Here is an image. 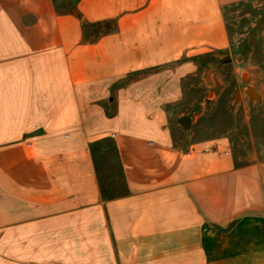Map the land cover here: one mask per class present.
<instances>
[{
  "label": "crops",
  "instance_id": "obj_1",
  "mask_svg": "<svg viewBox=\"0 0 264 264\" xmlns=\"http://www.w3.org/2000/svg\"><path fill=\"white\" fill-rule=\"evenodd\" d=\"M248 1L0 0V264H264V146L244 162L168 125L170 67L226 50Z\"/></svg>",
  "mask_w": 264,
  "mask_h": 264
},
{
  "label": "rangeland",
  "instance_id": "obj_2",
  "mask_svg": "<svg viewBox=\"0 0 264 264\" xmlns=\"http://www.w3.org/2000/svg\"><path fill=\"white\" fill-rule=\"evenodd\" d=\"M224 16L226 50L183 57L170 67L180 76L182 93L168 105V125L176 126V142L226 139L248 162L264 146V0L236 4ZM183 116L190 118L189 128L180 124ZM104 152L96 155L101 188L118 196L125 192L118 157Z\"/></svg>",
  "mask_w": 264,
  "mask_h": 264
},
{
  "label": "trees",
  "instance_id": "obj_3",
  "mask_svg": "<svg viewBox=\"0 0 264 264\" xmlns=\"http://www.w3.org/2000/svg\"><path fill=\"white\" fill-rule=\"evenodd\" d=\"M97 38H98V35H95V39H97ZM101 150H103V152L105 151L104 154H106V152L112 151V152L116 153V155H117V147L111 138H105V139H102V140H99L97 142L92 143L91 144V151L93 153V157H94L96 166H97L96 155H97V153H100ZM120 170H121V167H120ZM97 174L99 176L98 169H97ZM121 174H122V170H121ZM101 192H102V195L105 199L117 197V195L105 194V192L102 191V188H101Z\"/></svg>",
  "mask_w": 264,
  "mask_h": 264
},
{
  "label": "water",
  "instance_id": "obj_4",
  "mask_svg": "<svg viewBox=\"0 0 264 264\" xmlns=\"http://www.w3.org/2000/svg\"><path fill=\"white\" fill-rule=\"evenodd\" d=\"M179 122L184 128H189L191 120L188 116H183L179 119Z\"/></svg>",
  "mask_w": 264,
  "mask_h": 264
},
{
  "label": "bare ground",
  "instance_id": "obj_5",
  "mask_svg": "<svg viewBox=\"0 0 264 264\" xmlns=\"http://www.w3.org/2000/svg\"><path fill=\"white\" fill-rule=\"evenodd\" d=\"M248 91L250 92V94L254 95L253 89H249Z\"/></svg>",
  "mask_w": 264,
  "mask_h": 264
}]
</instances>
